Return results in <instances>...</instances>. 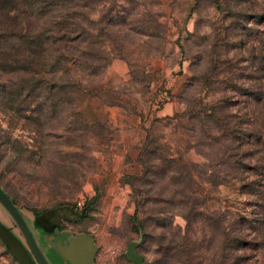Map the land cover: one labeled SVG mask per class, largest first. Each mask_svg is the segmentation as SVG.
Returning <instances> with one entry per match:
<instances>
[{
  "label": "rangeland",
  "instance_id": "rangeland-1",
  "mask_svg": "<svg viewBox=\"0 0 264 264\" xmlns=\"http://www.w3.org/2000/svg\"><path fill=\"white\" fill-rule=\"evenodd\" d=\"M18 1L23 12L19 36L7 33L10 20L0 23V187L23 217L30 223L31 210L60 206L46 213V223L93 237L99 264H130L124 256L130 241L141 242L137 248L144 264H264V176H252L259 156V168L264 166V0H82L84 11L106 22L126 46L121 55L109 54L111 61L92 83L100 80L126 103L109 105L114 101L108 96V103L95 111L99 118L85 127L70 116L69 103L52 109L44 99L51 73L33 75L25 67L8 73L10 53L15 48L22 53L21 42L31 43V36L45 28L42 6L53 10L64 0ZM32 3L39 9L30 15ZM126 21L131 27L124 28ZM21 60L24 66L41 57L28 58L25 51ZM168 90L175 97L169 103L172 112L181 111L197 90L203 114L213 108L242 131L236 151L247 156L237 166L223 158L217 143L186 148L177 134L157 126L153 136L158 144L169 139L174 152L186 150L199 165L198 210L175 207L173 227L166 230V179L153 178L146 185L128 182L124 173L141 174L138 150L131 143L118 151L114 135L138 129L143 137L154 117L164 116ZM255 131L260 138L251 135L246 142V135ZM143 187L159 202L137 207L144 225L137 230L138 222L133 225L130 217L136 202L148 198ZM94 194L99 199L86 217L71 221L69 208L79 211ZM169 238L181 243L175 252L167 245ZM45 256L51 264L60 263L53 250H45ZM0 264H19L1 240Z\"/></svg>",
  "mask_w": 264,
  "mask_h": 264
},
{
  "label": "trees",
  "instance_id": "trees-1",
  "mask_svg": "<svg viewBox=\"0 0 264 264\" xmlns=\"http://www.w3.org/2000/svg\"><path fill=\"white\" fill-rule=\"evenodd\" d=\"M19 4L18 0H0V23L4 19L10 20L8 28L10 33L7 32L10 36H19L18 26L21 22L20 17L23 14L19 9ZM42 7L44 8L40 9V17L41 21L45 24V28L36 36H31L33 39L31 43L26 40L21 42V45L23 44L24 46L22 53L18 50L19 48H15L16 50L12 48V51L15 50V52L9 55L10 68L8 73H16L17 71H21L23 67L33 75L38 74L39 76H43L51 73L53 79L50 83L47 82L49 92L44 99L50 103L51 108L56 109L62 105L61 103H69L70 116L72 118L74 116L78 117L83 127L88 122H92L91 120L99 118L95 111L108 103V96L113 97L114 101L109 103V105L126 103V98L119 97L117 90L107 88L106 84L100 82V80L96 82V85H92L93 80L97 79L101 70L104 71L107 64L111 61L112 57L109 54L118 51L119 55H121V51L126 47L121 39H116L111 34L112 28L106 25V22L103 23L102 20H94V18L90 17V14L84 11L85 3L82 0H64L57 4L53 10H47V6ZM38 9L39 6H35L32 3V5H28L27 14L32 15ZM124 25V28L131 27L127 24V21ZM147 29L151 30V27ZM28 43L32 46L27 45ZM25 51L28 54V58L29 56L37 55L41 57V61L36 63L27 62V65L23 66L21 58ZM120 58H123V56H120ZM57 77H61L62 79L56 82ZM86 78L90 80H86ZM192 80H196V78L192 77ZM186 84L184 86H187ZM197 94L198 91L195 90L191 94L193 97L189 101H184V108L181 111L175 109L170 115H164L162 118L154 117L149 127L143 129L144 135L140 143L133 145L138 150L137 163L141 165V174L134 176L124 173L128 182L129 180L131 183H133L132 181H140L144 185L153 182V178L161 177L166 179V190L168 191V194L166 193V230L169 227H173L172 215L177 213L173 212L172 209L175 207L185 205L191 213L198 210L196 192L199 183L195 179V168L199 165L192 161L186 150L183 151L179 148L174 152L169 139L166 140V143L158 144V141L153 136L157 126L161 128L166 127V131L171 135L177 134L179 136V143L182 145L186 144V148L187 146L191 147L192 143L200 145V142L202 144H210V147H212L215 142L222 146L223 158L232 160L237 166L244 164V159L247 156L244 153L236 151V149L240 148L242 131L237 126L229 125L225 118L218 115L213 108H209L203 114L204 111L200 108V101L196 98ZM174 99L173 94L169 90L166 91V103ZM47 101H44L42 105H47ZM260 101L263 102L262 99ZM83 103L88 104V107L83 106ZM91 104L92 106L95 104L98 106L90 108L89 105ZM88 110L94 112L90 115L87 114ZM202 133L203 137H199ZM251 135L255 136L257 132L255 131L246 135V142L254 138ZM218 137L223 139V141L218 140ZM255 138L258 140L260 135H257ZM260 160L259 156L254 164L258 172L253 173L252 176L256 178L260 175L261 178L264 176V168H262L264 166L259 168L258 162ZM211 166L213 169L214 166ZM208 171L211 172L210 169H207ZM210 178L212 179V176ZM0 189L17 207L6 191L2 187ZM139 190L141 192L143 189L140 188ZM143 191L148 194V200L137 201L136 212L130 217V222L133 225H135V222H138V226H135L137 230L144 228L143 222L139 218V213H137V207L139 210L145 208V205L150 201L154 204L156 201L159 202L157 198H151L148 189L144 188ZM132 193V196L135 197V193L133 191ZM98 199L99 195L94 194L86 198L83 207L79 211L69 208L68 211L73 216V219L70 220L76 221L86 217L90 205L96 203ZM58 208L61 207L55 206L44 211L31 210V215L35 222L40 224L45 231H53L57 226L46 223L45 216L49 210ZM157 214L161 215L164 213L157 211ZM183 216L188 221L189 214H186V216L184 214ZM167 245L173 250L175 247L179 248L181 243L169 238ZM171 248H168V250H171ZM173 251L175 252V250ZM178 251L180 253L187 250L178 249ZM32 259L34 260L33 256Z\"/></svg>",
  "mask_w": 264,
  "mask_h": 264
},
{
  "label": "water",
  "instance_id": "water-1",
  "mask_svg": "<svg viewBox=\"0 0 264 264\" xmlns=\"http://www.w3.org/2000/svg\"><path fill=\"white\" fill-rule=\"evenodd\" d=\"M0 204L9 213L26 243V246L23 245L20 240L0 224V238L11 255L19 264H32V256L37 264H49L38 247L20 211L1 189ZM61 239L66 240L61 242ZM140 243V241H130L127 244L124 256L128 259L130 264H144L143 255L137 251V247ZM55 248L68 264H96L94 262V255L97 247L93 239L84 232L77 233L73 236L70 235L68 231L59 234L57 236Z\"/></svg>",
  "mask_w": 264,
  "mask_h": 264
},
{
  "label": "crops",
  "instance_id": "crops-1",
  "mask_svg": "<svg viewBox=\"0 0 264 264\" xmlns=\"http://www.w3.org/2000/svg\"><path fill=\"white\" fill-rule=\"evenodd\" d=\"M169 103L170 102H167L166 105L164 106V108L162 109V112H163L162 114L163 115H170V114L173 113L172 112V107L170 106L171 104H169ZM141 139H142L141 132L138 129H135V130L134 129H132V130L131 129L118 130L115 133V135H114V142L119 147L118 151L126 150L127 147H129L131 143L133 145H136V144L140 143L139 141H141ZM17 208L19 210V207L18 206H17ZM21 215H22V213H21ZM24 220L27 223L28 227L30 228V230H31V232H32V234H33V236L35 238V241H36L38 247L40 248L41 252L43 253L44 257L46 258V256H45V250L46 251L53 250L55 252V254L57 255V257L60 259V263L59 264H68L59 255V253L57 252V250L55 248V243L57 241V236L59 234L65 232V231H68L70 233V235H72V236L75 235V234H77V233H81V232H77V233L72 234L70 230L64 229L63 227H57L59 229L56 228L53 231L47 232V231L44 230V228L40 224H38L37 222H35V220L32 218V215L29 218L30 223L26 220V218H24ZM0 224L6 230L10 231L18 240H20L23 243V245L26 246V243H25V241H24V239H23V237L21 235V232L19 231L18 227L16 226L15 222L13 221V219L11 218V216L9 215V213L5 210V208L1 204H0ZM87 235L90 236L89 234H87ZM91 238L93 239L94 244L97 247V250L95 252V254H96L99 247L95 243V239L93 237H91ZM0 240H1V238H0ZM39 240H41V246L37 242ZM65 240L66 239H61V242H64ZM2 243H3V241H2ZM46 260H47V258H46ZM47 262L49 264H51L48 260H47ZM94 262L96 264H99L95 260V255H94Z\"/></svg>",
  "mask_w": 264,
  "mask_h": 264
},
{
  "label": "flooded vegetation",
  "instance_id": "flooded-vegetation-1",
  "mask_svg": "<svg viewBox=\"0 0 264 264\" xmlns=\"http://www.w3.org/2000/svg\"><path fill=\"white\" fill-rule=\"evenodd\" d=\"M32 264H37V262L35 261V259L34 260L32 259Z\"/></svg>",
  "mask_w": 264,
  "mask_h": 264
},
{
  "label": "built area",
  "instance_id": "built-area-1",
  "mask_svg": "<svg viewBox=\"0 0 264 264\" xmlns=\"http://www.w3.org/2000/svg\"><path fill=\"white\" fill-rule=\"evenodd\" d=\"M80 204V202H78V205Z\"/></svg>",
  "mask_w": 264,
  "mask_h": 264
}]
</instances>
